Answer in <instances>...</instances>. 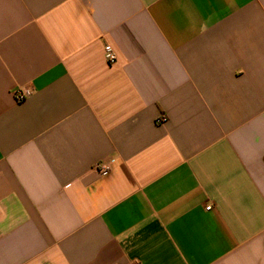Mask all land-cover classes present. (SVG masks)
I'll return each mask as SVG.
<instances>
[{
    "label": "crops",
    "instance_id": "obj_1",
    "mask_svg": "<svg viewBox=\"0 0 264 264\" xmlns=\"http://www.w3.org/2000/svg\"><path fill=\"white\" fill-rule=\"evenodd\" d=\"M131 263L264 264V0H0V264Z\"/></svg>",
    "mask_w": 264,
    "mask_h": 264
},
{
    "label": "built area",
    "instance_id": "obj_2",
    "mask_svg": "<svg viewBox=\"0 0 264 264\" xmlns=\"http://www.w3.org/2000/svg\"><path fill=\"white\" fill-rule=\"evenodd\" d=\"M103 55H104L105 62L107 64L111 65L115 63L116 55L110 45L104 46ZM31 94H32V89L29 87H19L12 92L13 99L17 103L24 101ZM155 122L157 124H163L166 122V117L164 115H161L155 120ZM93 170L97 172L100 176L104 177L108 175L110 171V166H109V163L107 162L97 163L94 165ZM210 208H211L210 206H207L205 209L210 210ZM131 264H135V263H131Z\"/></svg>",
    "mask_w": 264,
    "mask_h": 264
}]
</instances>
